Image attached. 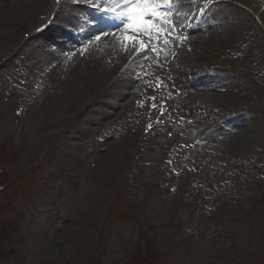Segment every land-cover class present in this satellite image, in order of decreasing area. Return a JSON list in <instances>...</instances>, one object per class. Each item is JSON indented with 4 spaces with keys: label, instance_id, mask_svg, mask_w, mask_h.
Segmentation results:
<instances>
[{
    "label": "rangeland",
    "instance_id": "1",
    "mask_svg": "<svg viewBox=\"0 0 264 264\" xmlns=\"http://www.w3.org/2000/svg\"><path fill=\"white\" fill-rule=\"evenodd\" d=\"M202 2L209 15L199 21L213 16L212 21L219 17L238 25V38L212 56L217 66L208 67L206 55L190 73L193 62L180 59L159 57L157 66L149 54L133 61L124 73L131 82L144 83L137 88L143 92L112 121H98L95 110L87 114L85 108H66L61 121L45 112L47 106L52 111L68 83L73 81L72 92L81 89L94 53L79 55L85 51L75 46L77 52L67 50L59 69L42 76L45 49L29 55L31 42L19 43L35 17L49 15L53 0H25L17 9L26 18L0 19V186L5 185L0 220L9 225L0 243L1 264H264L260 4ZM145 35L130 33L137 39ZM119 52L95 53L109 58L111 74L121 69L114 60ZM12 53L15 57L5 59ZM143 68L147 80L139 77ZM87 91L83 99L96 96L97 91ZM165 112L145 136V122ZM249 118L260 133H249L251 145L237 146L234 136L243 133L241 125ZM199 142L206 146L200 148ZM22 175L25 180L19 182ZM115 200L120 211L131 212L132 222L120 224L116 214L104 224ZM71 230L76 236L65 243ZM61 242L73 244L72 253H61Z\"/></svg>",
    "mask_w": 264,
    "mask_h": 264
},
{
    "label": "bare ground",
    "instance_id": "2",
    "mask_svg": "<svg viewBox=\"0 0 264 264\" xmlns=\"http://www.w3.org/2000/svg\"><path fill=\"white\" fill-rule=\"evenodd\" d=\"M23 1L25 0H0V10H4V11H0V19L6 21L10 17H14L17 19L20 17L19 20L26 18L25 14L23 15L24 11L20 12L17 9L23 5ZM174 2H175V6L171 9L166 10L171 13L170 19L172 21V27L174 28V31H171V35H167L168 32L167 27H165V30L162 33H157L155 29L152 30L153 33V36L151 38L152 41L155 44L158 43L161 44L158 49V54H167L168 56H171L174 59H180L181 61L179 62L187 64L188 62H191L192 59L198 60V55L196 54H198L199 52L201 53V51L202 52L215 51L220 47V45L224 46L228 42L230 43L231 41H235L238 38V32H237L238 25L231 24L225 26L219 23H215L218 20L213 23H208L206 25L187 26L185 31L180 32V28L185 24L184 23L185 19L194 11L193 5L196 2L195 0H174ZM22 10H25V8ZM17 12H19L20 15H17ZM155 23L159 24V21H155ZM182 33L189 35L188 44L186 45L182 44V36H181ZM164 40H167L168 42L165 44ZM31 47L36 49L37 43H33ZM106 49L113 50L115 49V47L109 46L107 44V46L102 51L104 52L106 51ZM127 53H128L127 49L120 50L119 54H117L119 55L118 60L121 61L127 55ZM127 57L128 55L126 56V58ZM101 61L102 59L94 60V58L88 61V65H90V68L86 70L91 69L90 75L87 76V72H86V74L82 77L84 79L82 80L83 84H81V89H78V87H76L75 89L77 91L72 92L70 90V87L73 86L72 85L73 81L71 83H68L67 89L63 90V92H58V94L56 95V97L58 96L59 98H56L55 101L52 103L51 105L52 111H50L49 107L47 106L45 112L47 114H49L50 112L52 117L53 116L58 117V121L63 120L64 116L67 115L65 113V109L69 107L70 109L73 108L74 110L76 109L81 110L85 108L87 114L89 113L92 114L94 112L92 110H95V115L99 120H101L102 118H107L110 115L114 116V114L110 112L112 107L111 108L108 107V109L110 110L104 109V107H106L108 103L106 101H104V103L100 101V98L98 97V92L104 89L105 95L111 96L112 94H114V91H119L121 88H125V87L121 85H118L116 87V84L113 85L111 84V81L109 82L110 69L112 68L113 65L110 62V64H108L107 66L105 62L103 64ZM104 65L107 66V69H102ZM194 68H195L194 66L190 67L188 73L194 71L193 70ZM107 76L109 79H106ZM206 79L208 78H205L204 80ZM198 80L199 81L197 83L200 84V81H202V79H198ZM107 82L109 83L107 84ZM129 87H127V89ZM88 88H91L94 93L97 91V93H95L96 96L90 95L83 99L82 96H84V94L88 92L87 91ZM77 92L78 95H76ZM102 92L103 91H101L100 94ZM82 117L83 116H79V120L80 119L82 120ZM241 126H243L246 129H244L242 134L240 132L237 133L234 136L233 141L235 142V144H237V146L240 147L245 145H251L253 141L252 140L253 136H250L249 133L250 132H253L255 134L260 133V131L258 132L256 128L255 119L249 118L248 121L247 120L243 121V124ZM74 232L75 230L66 232L63 239L65 243L69 238L70 239L72 238V234ZM74 235L76 236L75 233ZM65 243L61 242L60 245L61 253L63 254L72 253L71 246L73 244L66 245Z\"/></svg>",
    "mask_w": 264,
    "mask_h": 264
},
{
    "label": "snow or ice",
    "instance_id": "3",
    "mask_svg": "<svg viewBox=\"0 0 264 264\" xmlns=\"http://www.w3.org/2000/svg\"><path fill=\"white\" fill-rule=\"evenodd\" d=\"M59 2L60 0H57V4ZM103 2L105 7L102 9H100L99 2H94L93 6L102 10L107 15L122 19L125 27L129 30L135 29L137 32H151L155 29L157 33H162L165 27H167V35H171V31H174L170 19L171 13L166 11L175 6L174 0H124L122 5L119 3V0H103ZM120 8L123 10L118 11ZM155 21H159V24L155 23ZM96 39H99V36ZM167 42V40H164L165 44ZM145 47L142 44L141 48L137 49V52H140ZM149 127L151 126L149 125Z\"/></svg>",
    "mask_w": 264,
    "mask_h": 264
},
{
    "label": "trees",
    "instance_id": "4",
    "mask_svg": "<svg viewBox=\"0 0 264 264\" xmlns=\"http://www.w3.org/2000/svg\"><path fill=\"white\" fill-rule=\"evenodd\" d=\"M5 231H6V228L3 227V225H0V239H2V237L4 236V233H6Z\"/></svg>",
    "mask_w": 264,
    "mask_h": 264
}]
</instances>
